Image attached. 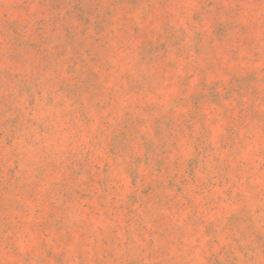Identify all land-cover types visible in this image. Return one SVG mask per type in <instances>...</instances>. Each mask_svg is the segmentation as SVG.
I'll use <instances>...</instances> for the list:
<instances>
[{
    "label": "rangeland",
    "instance_id": "obj_1",
    "mask_svg": "<svg viewBox=\"0 0 264 264\" xmlns=\"http://www.w3.org/2000/svg\"><path fill=\"white\" fill-rule=\"evenodd\" d=\"M0 264H264V0H0Z\"/></svg>",
    "mask_w": 264,
    "mask_h": 264
}]
</instances>
